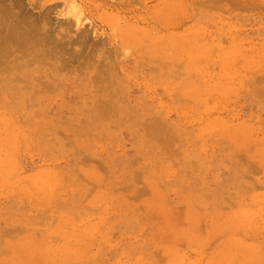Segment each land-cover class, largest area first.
<instances>
[{"label": "rangeland", "instance_id": "374dc122", "mask_svg": "<svg viewBox=\"0 0 264 264\" xmlns=\"http://www.w3.org/2000/svg\"><path fill=\"white\" fill-rule=\"evenodd\" d=\"M4 1L0 264H264V0Z\"/></svg>", "mask_w": 264, "mask_h": 264}, {"label": "bare ground", "instance_id": "6f19581e", "mask_svg": "<svg viewBox=\"0 0 264 264\" xmlns=\"http://www.w3.org/2000/svg\"><path fill=\"white\" fill-rule=\"evenodd\" d=\"M5 1H6V0H5ZM5 1H4V2H5ZM6 2H7V1H6ZM0 6H2V5L0 4ZM14 13H15V12H14ZM3 22H4V21H3ZM3 22H2V23H3ZM5 23H6V22H5ZM13 24H14V23H13ZM13 24H12V25H13ZM0 25H2V24H0ZM14 25H15V24H14ZM14 25H13V26H14ZM22 25H23V24H22ZM9 26H10V25H9ZM11 27H12V26H11ZM12 28H13V27H12ZM18 28H19V27H18ZM11 31H12V30H11ZM16 31H17V29H16ZM30 34H31V33H29V35H30ZM0 35H1V34H0ZM20 38H21V37H20ZM20 38H19V39H20ZM29 38H30V37H29ZM14 39H15V38H14ZM19 42H20V41H19ZM25 43H26V42H25ZM10 49H11V48H10ZM1 52H3V51L1 50ZM4 52H5V51H4ZM1 57H2V56H1Z\"/></svg>", "mask_w": 264, "mask_h": 264}]
</instances>
